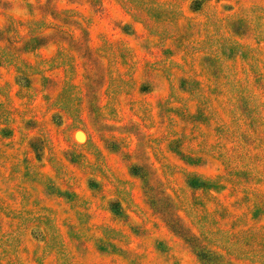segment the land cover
<instances>
[{
	"label": "rangeland",
	"instance_id": "374dc122",
	"mask_svg": "<svg viewBox=\"0 0 264 264\" xmlns=\"http://www.w3.org/2000/svg\"><path fill=\"white\" fill-rule=\"evenodd\" d=\"M198 246L264 264V0H0V264Z\"/></svg>",
	"mask_w": 264,
	"mask_h": 264
},
{
	"label": "trees",
	"instance_id": "16d2710c",
	"mask_svg": "<svg viewBox=\"0 0 264 264\" xmlns=\"http://www.w3.org/2000/svg\"><path fill=\"white\" fill-rule=\"evenodd\" d=\"M192 4H193L192 8L194 10L200 9V2L199 1H195ZM188 185L193 190H202V189L209 188V185L207 183H205L204 181L199 180V179H190V181H188ZM117 206L118 205H116V204L112 205V212H114L115 215H121V211L118 210L119 207H117ZM198 248H199L198 256L206 258L212 264H215L217 262H225L224 258L222 256L218 255L217 253L211 252V251H206L203 247H200V246H198Z\"/></svg>",
	"mask_w": 264,
	"mask_h": 264
}]
</instances>
